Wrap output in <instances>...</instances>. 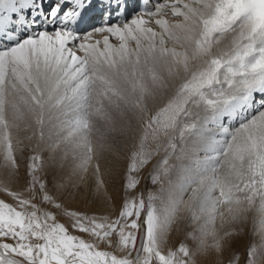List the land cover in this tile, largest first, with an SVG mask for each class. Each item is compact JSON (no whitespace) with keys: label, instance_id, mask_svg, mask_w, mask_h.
<instances>
[{"label":"snow or ice","instance_id":"1","mask_svg":"<svg viewBox=\"0 0 264 264\" xmlns=\"http://www.w3.org/2000/svg\"><path fill=\"white\" fill-rule=\"evenodd\" d=\"M129 113L147 118L119 211L69 209L50 161L71 153L83 179L96 122ZM150 165L160 187L138 191ZM249 217L259 243L225 261L243 229L219 235L217 221ZM181 219L195 230L168 247ZM209 251L264 259V0H0V264H197Z\"/></svg>","mask_w":264,"mask_h":264},{"label":"rangeland","instance_id":"2","mask_svg":"<svg viewBox=\"0 0 264 264\" xmlns=\"http://www.w3.org/2000/svg\"><path fill=\"white\" fill-rule=\"evenodd\" d=\"M115 42V41H113ZM159 104H156L158 106ZM155 111V106L152 109ZM142 118V119H141ZM146 116L138 114V117H135L129 113L125 119L117 117L115 126L106 124L103 120L97 121L95 124L94 134L101 139V143H106L109 149L111 150L110 155H105V165L104 168L99 169V175L102 177L107 194L112 197L111 203L108 201L105 191L101 189L99 193L96 192V171L93 173V177L90 175H84L83 179L80 178L78 171H74L76 160L73 159L72 154L70 153L68 159L64 161V166L61 168L59 166V160L50 161V169L48 170V175L46 179H51L52 173L55 174L57 182L65 184L64 192L71 193L73 199L68 202L69 209H85L87 208L90 212H96L97 214H110L115 216L120 208L121 193L119 191V182L117 178L119 175L123 174V170L128 163V154L133 148V145L137 143L141 135V125ZM128 119V120H127ZM128 124V125H127ZM24 133L19 135L21 139L24 140L26 146H31L35 141H29L25 139L29 135V132L22 131ZM27 133V134H26ZM109 142V143H108ZM27 151L25 156H27ZM53 155L51 153H45V156L48 157ZM57 158L60 153L55 154ZM179 155V153H177ZM159 159V157H157ZM114 160V161H113ZM26 160L21 161V170H20V182L18 184H13V187H21L25 181V168L24 164ZM108 163V165H107ZM172 163L176 165L177 169L182 163L179 159H173ZM151 170V165L149 169L142 174L141 186L138 191L149 192L157 191L160 187L159 185H153L148 178V171ZM87 174V173H86ZM176 172L173 171L172 178L175 179ZM167 187V185H165ZM183 216V214H182ZM59 219L61 222L67 223V218L60 216ZM179 226L182 231L177 234L175 228ZM196 225H192L191 222L187 219H181L178 222V225H174V231L168 239V247H176L179 242L184 239V232L194 231ZM235 228L237 230L243 229V232L239 236L232 237L234 240L230 246L225 248L224 259L227 260L228 255L232 250H238L241 253L245 252L248 245L252 242L259 243L260 237L253 235V224L252 219H249L245 222L238 224H225L223 227L220 226L219 221L216 223V229L219 235H223L224 232L229 231L230 229ZM188 243L191 245L193 250L198 246V241L189 240ZM197 264H218L219 258L216 256L215 252L209 251L207 255H197L196 256ZM259 264H264V259L259 261Z\"/></svg>","mask_w":264,"mask_h":264},{"label":"bare ground","instance_id":"3","mask_svg":"<svg viewBox=\"0 0 264 264\" xmlns=\"http://www.w3.org/2000/svg\"><path fill=\"white\" fill-rule=\"evenodd\" d=\"M161 103H163V101L162 100H157L156 101V104H161ZM135 117H138V114L137 115H134ZM125 119V118H124ZM142 119V118H141ZM128 120V119H127ZM128 125V124H127ZM23 134V136H24V133L21 131L20 133H19V135H22ZM27 134V133H26ZM21 138V137H20ZM24 139V138H23ZM101 139L97 136V134L95 135L94 134V132H93V134H92V142H93V145L95 146V149H94V159H93V166L92 167H90L89 169H88V172H87V174H85V175H90V176H94L93 175V173H95V171H96V168L94 167V165H96L97 163H98V165H99V169H102V168H104V165H105V156H104V154L105 155H110V152H111V148L109 149V147L107 146V144L106 143H101L102 141H100ZM109 143V142H108ZM101 144H103L105 147L103 148V149H99V145H101ZM114 161V160H113ZM107 165H108V163H107ZM94 178V177H93ZM234 242V240L233 239H231L230 240V244L231 243H233Z\"/></svg>","mask_w":264,"mask_h":264}]
</instances>
